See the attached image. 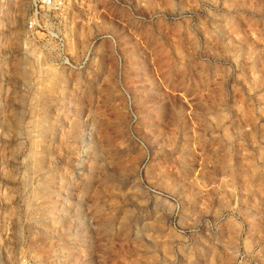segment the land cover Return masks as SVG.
Returning a JSON list of instances; mask_svg holds the SVG:
<instances>
[{"label": "rangeland", "instance_id": "obj_1", "mask_svg": "<svg viewBox=\"0 0 264 264\" xmlns=\"http://www.w3.org/2000/svg\"><path fill=\"white\" fill-rule=\"evenodd\" d=\"M0 264H264V0H0Z\"/></svg>", "mask_w": 264, "mask_h": 264}]
</instances>
